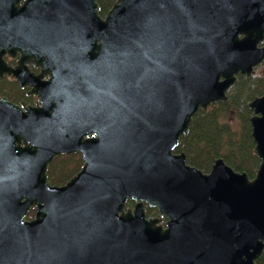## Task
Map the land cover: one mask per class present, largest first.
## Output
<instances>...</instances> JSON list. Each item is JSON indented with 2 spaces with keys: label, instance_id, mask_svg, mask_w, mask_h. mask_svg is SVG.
<instances>
[{
  "label": "water",
  "instance_id": "1",
  "mask_svg": "<svg viewBox=\"0 0 264 264\" xmlns=\"http://www.w3.org/2000/svg\"><path fill=\"white\" fill-rule=\"evenodd\" d=\"M16 1L0 0V68L31 49L50 77L42 106L0 98V264H256L264 93L246 104L253 177L176 148L264 61V0H115L104 16L97 0ZM76 151L79 171L51 185L48 165Z\"/></svg>",
  "mask_w": 264,
  "mask_h": 264
},
{
  "label": "trees",
  "instance_id": "2",
  "mask_svg": "<svg viewBox=\"0 0 264 264\" xmlns=\"http://www.w3.org/2000/svg\"><path fill=\"white\" fill-rule=\"evenodd\" d=\"M100 14L104 15L115 0H97ZM264 66V61L262 62ZM264 93V76L255 80L238 77V81L228 93V100L212 104L207 111L199 110L190 123L188 134L181 137L176 152L184 151L187 162L208 172L214 160L223 157L226 163L236 171H245L253 177L260 159L254 155V141L251 136L249 118L251 110L247 102ZM237 113L241 125L232 128L226 118ZM79 156H77L78 158ZM60 156L48 168V180L52 185L64 184L78 167L80 157ZM132 201L128 205H132ZM32 208L27 218L33 217ZM147 216L157 215L156 208L146 206ZM165 219V218H163ZM264 264V250L256 261Z\"/></svg>",
  "mask_w": 264,
  "mask_h": 264
},
{
  "label": "flooded vegetation",
  "instance_id": "3",
  "mask_svg": "<svg viewBox=\"0 0 264 264\" xmlns=\"http://www.w3.org/2000/svg\"><path fill=\"white\" fill-rule=\"evenodd\" d=\"M25 1L26 0H17L16 2H14L13 9H14V7L20 8L21 6H23ZM38 1L40 2V0H38ZM42 5H44V3H42ZM98 5H99V3H98ZM99 8H100V5H99ZM34 10L38 11V10H41V8L37 7V8H34ZM99 14H100V9H99ZM104 15H101V16H104ZM36 17H37V15H36ZM28 18H30V17H28ZM30 21H31V19H30ZM26 52H27L26 60L23 63H21L22 65H21L20 69H18V67H20V64L18 63V61L21 58V52H19L17 49H15L13 52H10L8 54H4L2 56V60H1L2 65L0 68V69H2V71H0V73H1L0 74V98L5 97L9 102H12L13 104L20 106L22 109H25L26 107H39V106L43 105L39 93L36 92V89H38V83L37 82L38 81L43 82L45 80H48L50 77L49 76L50 75V72H49L50 66H46L43 64L44 67H42V65L38 63L39 55L36 52L32 51L31 49H28ZM260 67L263 68L262 63L257 68H260ZM257 68L255 69L256 73H257ZM21 75H25L27 77L26 80L23 79V82H21V80L18 79V76H21ZM38 76H40L39 79L37 78ZM239 76L240 75H238V77ZM36 80H38V81H36ZM72 154L74 156H76V158H77V156L80 157L79 165L75 169V172H74V174H76L82 165V153L80 151L57 155L53 159V161L48 165V168L56 159H58V157L68 156V155H72ZM79 157L77 159H79ZM48 168H47V180H48ZM48 182H49V180H48ZM129 201L133 202L132 205H128ZM133 205H134V201L132 199H128L126 202V207H132ZM32 208H34V207H31L30 210Z\"/></svg>",
  "mask_w": 264,
  "mask_h": 264
},
{
  "label": "rangeland",
  "instance_id": "4",
  "mask_svg": "<svg viewBox=\"0 0 264 264\" xmlns=\"http://www.w3.org/2000/svg\"><path fill=\"white\" fill-rule=\"evenodd\" d=\"M257 73L254 76L250 77L249 79L255 80V79H257V77H259L261 75L264 76V66H263V68H261V67L257 68ZM237 81H236V83H237ZM235 84L233 86H235ZM226 120H227V122H229V124L231 125L232 128H237L239 125H241V122H240L239 117L237 116V113H233L232 116L230 118H226ZM26 219H29V218H27V216H26Z\"/></svg>",
  "mask_w": 264,
  "mask_h": 264
}]
</instances>
